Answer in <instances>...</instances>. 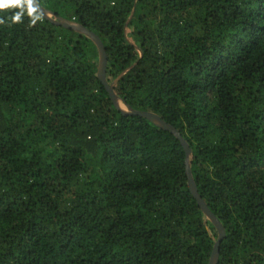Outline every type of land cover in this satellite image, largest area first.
<instances>
[{
  "label": "trees",
  "instance_id": "1",
  "mask_svg": "<svg viewBox=\"0 0 264 264\" xmlns=\"http://www.w3.org/2000/svg\"><path fill=\"white\" fill-rule=\"evenodd\" d=\"M35 2L187 143L216 264H264V0ZM35 14L0 11V264H208L179 140Z\"/></svg>",
  "mask_w": 264,
  "mask_h": 264
},
{
  "label": "water",
  "instance_id": "2",
  "mask_svg": "<svg viewBox=\"0 0 264 264\" xmlns=\"http://www.w3.org/2000/svg\"><path fill=\"white\" fill-rule=\"evenodd\" d=\"M32 6L36 9L37 12L40 13V15L43 18L50 21L51 23L62 26V27L67 28V29L74 30L78 33H81V34L87 36L88 38H90L95 43V45L98 49V53H99V65H98L97 77L100 80V82L103 84L106 92L109 95V98H110L112 104L114 105V107L117 110H119L121 113L126 114V115L141 116V117L149 120L151 123L155 124L159 128L170 132L179 140V142L181 143V145L185 151V156H186V158H185V170H186V175H187V179H188L189 190H190L192 196L196 199L201 211L204 213L206 218L214 224V226L216 227V229L218 231V239L213 246L212 253H211V256H210V259L208 262V264H216L217 257H218V248H219L220 241L222 240V238L224 236V229L222 228V226L220 225L218 220L215 218V216L207 208L204 201L201 199L200 195L197 192L195 183H194L192 176H191V173H190V168H189L190 150H189L187 143L182 139L179 132L173 126L165 123L158 115L151 113V112L132 111L123 104L121 99L116 97V95L114 94V92L112 90V85L109 86L105 81L106 55H105L104 47H103L100 39L95 34L90 32L88 29H86L82 25L67 21L65 19H62L60 17L55 16L50 11L42 9L40 6L37 5L35 0H32ZM120 105H123L125 107V110H123L120 107Z\"/></svg>",
  "mask_w": 264,
  "mask_h": 264
},
{
  "label": "clouds",
  "instance_id": "3",
  "mask_svg": "<svg viewBox=\"0 0 264 264\" xmlns=\"http://www.w3.org/2000/svg\"><path fill=\"white\" fill-rule=\"evenodd\" d=\"M22 5H27V7L31 10L32 16L31 20L32 23L35 24L39 19V16L35 14V9H32V0H5V2L0 3V11H4L6 9L11 8H20ZM22 11H17L16 14L12 17L13 23H19L22 20ZM3 20H0V23H3Z\"/></svg>",
  "mask_w": 264,
  "mask_h": 264
},
{
  "label": "rangeland",
  "instance_id": "4",
  "mask_svg": "<svg viewBox=\"0 0 264 264\" xmlns=\"http://www.w3.org/2000/svg\"><path fill=\"white\" fill-rule=\"evenodd\" d=\"M120 107H121L123 110H125V107H124L123 105H120Z\"/></svg>",
  "mask_w": 264,
  "mask_h": 264
},
{
  "label": "snow or ice",
  "instance_id": "5",
  "mask_svg": "<svg viewBox=\"0 0 264 264\" xmlns=\"http://www.w3.org/2000/svg\"><path fill=\"white\" fill-rule=\"evenodd\" d=\"M3 2H5V0H0V3H3ZM14 2H15V0H14Z\"/></svg>",
  "mask_w": 264,
  "mask_h": 264
}]
</instances>
